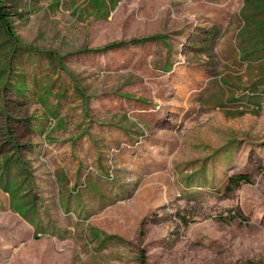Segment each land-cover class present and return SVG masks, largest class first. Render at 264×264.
<instances>
[{"label": "rangeland", "instance_id": "1", "mask_svg": "<svg viewBox=\"0 0 264 264\" xmlns=\"http://www.w3.org/2000/svg\"><path fill=\"white\" fill-rule=\"evenodd\" d=\"M0 4V264L264 262V0Z\"/></svg>", "mask_w": 264, "mask_h": 264}, {"label": "trees", "instance_id": "2", "mask_svg": "<svg viewBox=\"0 0 264 264\" xmlns=\"http://www.w3.org/2000/svg\"><path fill=\"white\" fill-rule=\"evenodd\" d=\"M11 14H8L7 12H5V6L3 5V4H0V18L1 19H3V20H7L8 21V18H9V16H10ZM6 21V22H7ZM5 23V22H4ZM6 26H7V29H8V31H9V29H10V24H8V22L6 23ZM116 45H120V44H118V43H115V44H113L112 46H116ZM112 46H108L109 48H113ZM105 50H108V48H104V49H102V51H105ZM241 180H243V181H248L247 180V178H246V176H245V174H236V175H233V176H231L230 177V181H232V182H239V181H241ZM261 264H264V262L263 263H261Z\"/></svg>", "mask_w": 264, "mask_h": 264}]
</instances>
